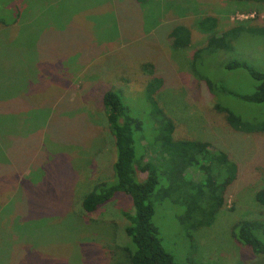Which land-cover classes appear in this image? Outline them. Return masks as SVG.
<instances>
[{
	"label": "rangeland",
	"instance_id": "rangeland-1",
	"mask_svg": "<svg viewBox=\"0 0 264 264\" xmlns=\"http://www.w3.org/2000/svg\"><path fill=\"white\" fill-rule=\"evenodd\" d=\"M205 16L217 19L212 31L198 27ZM177 24L190 32L187 47L171 46ZM227 31L228 49L207 48ZM234 61L264 72V0H0V264H131L122 214L133 210L130 198L92 213L81 201L112 177L103 93L118 92L146 126L153 77L162 79L152 97L174 121L173 137L207 142L237 167L209 226L190 231L181 206L154 199L162 246L182 264H264L232 235L239 220L264 221L255 199L264 188V132L236 131L217 108L264 121V102L239 98L257 81L227 66Z\"/></svg>",
	"mask_w": 264,
	"mask_h": 264
},
{
	"label": "trees",
	"instance_id": "trees-1",
	"mask_svg": "<svg viewBox=\"0 0 264 264\" xmlns=\"http://www.w3.org/2000/svg\"><path fill=\"white\" fill-rule=\"evenodd\" d=\"M216 23L215 17L205 16L198 21V27L212 31ZM232 34L227 31L220 37L211 36L207 48L228 49ZM168 36L173 48L189 45L190 32L182 24L172 27ZM196 52L195 56L199 51ZM227 66L245 67L257 81L252 93L239 95V98L252 103L264 102V72L236 61ZM161 82V78L153 77L147 85V100L151 107L147 109L146 126L129 112L118 92L110 89L103 93L102 102L115 147L112 177L95 183L81 201L84 212L92 213L114 198H130L133 210H123L122 214L128 221L125 234L130 245L126 251L131 264H182L176 262L161 244L158 228L153 223L154 199L164 200L172 208L181 206L178 219L190 231L209 226L224 205L225 190L237 174L236 164L228 152L211 151L204 141L173 137L174 121L152 97ZM217 108L225 113L227 123L236 131L264 132V121H243L227 108ZM144 157L147 160H143ZM188 168L197 170L200 179L192 180L186 171ZM138 170L145 173L144 179L137 177ZM255 199L264 206V188L256 192ZM260 230L264 232V221L243 219L234 223L232 235L239 243L250 247L254 254L264 255V241L256 234Z\"/></svg>",
	"mask_w": 264,
	"mask_h": 264
}]
</instances>
